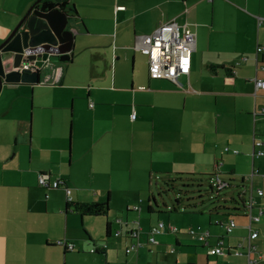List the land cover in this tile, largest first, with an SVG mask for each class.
<instances>
[{
  "label": "crops",
  "instance_id": "obj_1",
  "mask_svg": "<svg viewBox=\"0 0 264 264\" xmlns=\"http://www.w3.org/2000/svg\"><path fill=\"white\" fill-rule=\"evenodd\" d=\"M36 1L0 0V45ZM71 4L75 3L68 6ZM107 5V13L94 15L98 21L94 25L96 31L91 30L93 22L87 24L81 18L80 11L66 8L74 15L72 24L80 28L71 58L59 60L67 66L57 64L53 79L44 80L42 74L39 84L5 83L2 91H13L16 96L11 98H4L0 92V264H156L155 259L158 264H172L171 260L164 261L166 255L161 251L166 248L148 244H170L173 240L177 245L197 243L196 236L198 243L207 246L206 258L195 250V257L187 259L183 252L172 249L176 264H248L250 243L257 248L252 253L256 254L254 264H264V155H258L259 149L264 152V88H258L255 82L264 80V0H111ZM172 18L196 34L190 74L180 75L177 81L154 78L147 61L146 67L137 71L130 89L122 85L125 79L118 74V60L126 61L131 55L135 62L142 59L144 53L135 47L136 37L152 33ZM91 32L98 34L100 40H89L77 52L78 42L88 39ZM77 59L76 75L72 66ZM28 87L32 95L36 87L54 90L48 94L41 90L34 105L32 97L28 113L24 98ZM64 89L69 91L65 92L63 102L58 93ZM80 89L87 95L78 103ZM68 100H73L70 110ZM153 107L159 109L158 114L145 112ZM133 112L135 119L131 117ZM206 135L225 138L220 158H215L222 179L221 160L231 153L241 159L230 167L231 180L243 175L242 179L249 181L251 169H256L254 191L250 190L254 200L251 212L260 220L252 227L250 218L241 223L237 220L244 217L236 218L223 210L224 219L218 222L223 231L217 235L199 225L197 229L188 228L187 233L196 231L190 233L195 239L189 240L185 233L176 237L167 234L180 231L165 225L162 232L154 235L155 242H150V230L157 224L136 222V226L117 219L120 230H116L118 227L110 219L111 195L103 202L85 190L84 181L95 183L92 179L104 174V167H109L113 160L128 162L132 170L140 168L144 174L147 167L137 165L140 158L150 173H183V166L189 164L194 168L199 162L198 145L203 138L204 147L208 145ZM258 141H262L261 147L255 145ZM24 143L31 146L27 165L22 164ZM247 159L253 162L249 170L243 164ZM46 173L50 182L60 180L61 186H42L39 180ZM66 188L71 190L70 200ZM242 188L246 193L248 189ZM257 189L263 190L261 196L255 192ZM72 201L108 202V211L82 215ZM247 203L245 210L250 213ZM150 208L152 213L154 209ZM127 210L137 212L139 218L143 215L142 205L128 204ZM87 217H99V231L95 232V223L88 225ZM102 217H106L105 232L101 228ZM230 218L235 220L236 228L227 235L226 223ZM209 220H213L212 215ZM80 221L82 226L84 221L85 235ZM135 229L138 237L132 234ZM252 230L259 234L250 240ZM212 236L216 239L214 245L210 241ZM220 240L224 254H211L210 249ZM138 243V248L127 251ZM68 244H73L72 250Z\"/></svg>",
  "mask_w": 264,
  "mask_h": 264
},
{
  "label": "rangeland",
  "instance_id": "obj_2",
  "mask_svg": "<svg viewBox=\"0 0 264 264\" xmlns=\"http://www.w3.org/2000/svg\"><path fill=\"white\" fill-rule=\"evenodd\" d=\"M111 0H70L71 3H75L78 11H80L81 18L84 19L85 23H91L93 22V28L92 31H96V22H98L94 15L98 14L99 12L107 13L108 8V2ZM82 13V14H81ZM74 20V19H73ZM72 20V22H74ZM81 20V19H80ZM81 24V21H79ZM90 37L88 39H83L81 42H78L79 45L75 48L76 51L82 50L84 47H86L87 42L89 40H100V36L98 34H93L92 32L89 35ZM261 45H264L262 43ZM251 43H248V50L251 52ZM263 47V46H262ZM132 48V46H131ZM130 52V51H129ZM256 53V51H255ZM138 55H142L140 52L137 53ZM51 62L49 64H46L43 68V79H53V71L56 70L57 64L58 66H61L60 64L65 63L59 62V57L52 56ZM147 58L144 54V57L142 59H137V61H134L133 56L131 55L128 60L120 59L118 60V74L125 79L124 82H121L122 85L127 86L129 89L131 85L134 83V77L139 70L141 66L146 67L147 64ZM79 59L75 61V64L72 66L73 72L77 75L79 73ZM71 71V70H70ZM77 83V82H76ZM135 86L137 87L138 84L136 83ZM30 90V94H27L26 98L28 102V113H30V106H31V98L33 99V105L36 102L38 98H40L41 90H44L45 93L48 94V92L53 91L54 89H48L49 87L42 89V87H36L35 91H33V95L31 94L32 89L28 87ZM87 90V86H86ZM69 89H64L62 93H58L59 101H65V92H68ZM1 92H3L1 90ZM76 93V91H74ZM2 94V93H1ZM0 94V95H1ZM4 98H11L13 96H16L13 94V91H10V93H7L6 91L3 92ZM77 94L79 95V101H82L83 95L86 97V93L84 90L80 89L77 91ZM75 94V95H77ZM23 96L21 97V99ZM122 100L123 97H120ZM73 100H68V110H70V106ZM32 105V106H33ZM145 112H153L154 114H158L159 109L156 107H153L152 109H145ZM120 116V114H119ZM29 117V116H28ZM139 116V120H141ZM129 127V124H128ZM263 127V126H262ZM147 128V127H146ZM207 141L209 142L206 147H204V141H206L203 138V141H200L198 147L199 151L197 154V157L199 159V162H196V165L194 168H192L189 164H186L183 166V173L179 172H171V173H163V172H156V170H153L152 173H150V170L147 166V164H142L144 160L140 158L141 163L137 165H144L146 166V173L141 171L140 168H134L131 169V166L128 162H124L123 160H113L110 161L109 167H104V174H98L96 178L92 179L95 183L89 182V180L84 181L85 190L88 192H91L92 196L97 199H102L103 202L107 201L109 198L108 196L111 195V202H110V210L111 221H114L115 224L114 227H118L116 230H120L119 224L116 223L117 219H123L124 222H131L132 225H139L136 222H141L140 225H146L149 221L153 223V225L158 224L160 221L165 223V227L168 226H175L179 229V234L169 233L172 234V236L176 237L178 235H183V233L187 234L188 239L193 240V236L190 233H187L188 228H194L197 229L198 226H202L204 230L211 229L212 233L214 235L217 233L219 234V231H223L222 226L219 225V221H223L224 217L222 216V212L224 210V207H222L226 202L225 199H228L230 197H235L237 200L236 205H239L240 207H243L245 203L254 201L253 197H250L251 191H254L252 188L253 185V178L256 174V169L253 167L250 171V177L249 181H244L242 179L243 175L236 176L234 180L233 177L229 174H232L230 171L231 165L238 163L241 161L239 158V155L231 153V156H226L221 161L223 162V166L221 168V173L224 176L225 181L230 185L225 189H222V191H212L210 189V180L208 179L209 176H207L209 173H212L213 169L215 168V158L219 156L220 158V152L223 149V147L226 145H223L225 138H213L209 136H205ZM264 136H262L263 138ZM212 139V141L210 140ZM28 141V139H27ZM22 164L27 165L30 162L31 159V151L30 148L27 145V143H24V147H22ZM204 148L206 149V153L204 151ZM236 153L239 151L234 150ZM14 153V152H12ZM33 154V153H32ZM116 156V155H115ZM114 156V157H115ZM229 158V159H228ZM35 164V163H34ZM244 165H246V168L248 170L251 168V165H253V162L251 163V159H247L245 162H243ZM211 165V166H210ZM243 165V166H244ZM136 166V165H135ZM210 166V167H209ZM1 169V164H0ZM193 169V170H192ZM203 169V170H202ZM205 169V170H204ZM192 170L193 172H189ZM203 171V172H200ZM179 173V175H178ZM109 175H112L111 177ZM233 175V174H232ZM247 175V174H246ZM181 176V177H180ZM173 177H176L175 181L172 182V186H170L169 180ZM196 178V179H202L201 186L196 185H186L185 183L193 182V180H188L187 178ZM238 177V178H237ZM259 179V178H258ZM243 180V181H242ZM256 181V180H255ZM239 185H243V187H246L248 190L245 192H242L243 188L239 187ZM258 190V189H257ZM87 192V193H88ZM98 192V193H97ZM240 192L242 194V201L240 198ZM256 193L259 192L255 191ZM261 196V195H259ZM177 198H181L180 204H177ZM243 199L245 203H243ZM130 205V207H133L135 205H142L143 207V215L141 218H139V214L132 210H127V205ZM229 204L230 203H226ZM175 205H178V209L175 211L174 207ZM149 206L153 208L154 210L149 211ZM236 216V218H243L239 219L237 221H240L241 223H244L245 221H249V212H247L245 209H241L240 212H233ZM238 214V215H236ZM212 215L213 220H209V216ZM233 217V216H232ZM102 224L101 228L102 231L105 232L106 227V217H102ZM99 217H87V222L89 225V222L95 223V232L99 231V223L98 220ZM140 219V221H139ZM134 221L135 223H133ZM83 234H87V230L84 225L81 224V221L79 223ZM127 227V226H125ZM124 227V229H125ZM243 230V228L241 229ZM248 232V230H247ZM216 234V235H217ZM213 235V234H212ZM213 235V236H214ZM211 237L210 241L211 244L214 245L216 242L215 237ZM105 237V233H104ZM182 238V237H181ZM107 239H110V237ZM195 239V238H194ZM197 241L198 236H196ZM195 243L190 242L189 244H182L177 245L176 241L173 240L170 244H148L151 246H162L166 248L165 250H162L161 252L166 255V258L164 261L171 260L172 264L175 263L176 259V253L183 252L184 256L188 258H192L194 255V251H198L199 253H202V257L205 259L207 255V246H203V243ZM150 247V246H149ZM148 248V247H147ZM175 249L177 252L172 253L171 250ZM149 253V252H148ZM256 254L254 253L253 256ZM156 264L160 263L156 259ZM171 264V263H170Z\"/></svg>",
  "mask_w": 264,
  "mask_h": 264
},
{
  "label": "water",
  "instance_id": "obj_3",
  "mask_svg": "<svg viewBox=\"0 0 264 264\" xmlns=\"http://www.w3.org/2000/svg\"><path fill=\"white\" fill-rule=\"evenodd\" d=\"M37 0L28 9L9 37L0 45V92L5 83L39 84L43 68L52 56L69 60L74 38L80 28L72 24L74 15L59 6L37 8ZM24 64L34 67L21 69Z\"/></svg>",
  "mask_w": 264,
  "mask_h": 264
},
{
  "label": "built area",
  "instance_id": "obj_4",
  "mask_svg": "<svg viewBox=\"0 0 264 264\" xmlns=\"http://www.w3.org/2000/svg\"><path fill=\"white\" fill-rule=\"evenodd\" d=\"M120 9H123L124 6H120ZM264 20V19H263ZM135 47L140 52L144 53L147 56L149 63L150 75L154 78H165L173 81H177L180 75L182 74H190L192 69V54L196 49V34L194 31L190 30L188 26L180 25L175 19L165 22L161 24L158 28H156L150 34H142L136 37ZM259 51L262 50L261 47L258 48ZM34 67L31 64H24L21 69H29ZM256 85L258 88H264V80L256 79ZM195 91V90H194ZM131 117L133 119L136 118V113L133 112ZM257 147H261L262 141H258L255 143ZM255 153H253V156ZM258 155H264L262 149H259ZM221 164V163H220ZM49 174H43L39 180L40 184L45 187H53L59 188L62 183L60 180H55L54 182H50ZM229 184L222 179L220 174H217L215 177V181L213 186L218 190L226 188ZM67 195L70 197L71 190L66 188ZM259 195L263 194L262 189H258ZM252 197V196H251ZM248 208L250 209V227H252V223L259 221L260 216H254L251 212L253 207V202L250 201L247 203ZM119 223L121 222L118 221ZM165 226L164 222H159L156 226H153L150 230L151 238L150 242H155L154 235L162 232ZM236 227L235 220H231L227 225L226 230L227 233H232V229ZM173 231L174 228H169ZM195 230H190L191 234H195ZM120 232L117 231L116 235ZM132 234L135 237H138V231L135 229ZM258 232L252 230L250 234V240L255 239L258 236ZM60 243H65L61 241ZM140 246V243L135 244L132 248H128V252L132 249H136ZM73 244H68L69 249H73ZM249 255L248 264H254L257 260L253 258L252 253L257 251L256 245L249 244L248 245ZM210 253L214 255H222L224 254L223 249V240H220L218 244L210 249ZM236 254H240L239 250L235 251ZM251 253V255H250Z\"/></svg>",
  "mask_w": 264,
  "mask_h": 264
},
{
  "label": "trees",
  "instance_id": "obj_5",
  "mask_svg": "<svg viewBox=\"0 0 264 264\" xmlns=\"http://www.w3.org/2000/svg\"><path fill=\"white\" fill-rule=\"evenodd\" d=\"M69 3H70V0H42L40 4H42L44 7L46 8H54V7H57V6H60L62 8H68L69 6ZM69 10L70 11H74L75 13L79 12L75 6V4H71V6L69 7ZM212 68H215V66H212ZM182 173V172H180ZM219 174L218 173V168L215 167L214 171L212 173H209L207 176H209V180H210V189L212 191H222L221 190H218L217 188H215L213 186L214 184V181H215V177L216 175ZM179 175V173H178ZM181 177V176H180ZM176 177H173L169 180V185L172 186V182L175 181ZM188 180H193V182H189V183H185L186 185L190 186V185H198V186H201V181L202 179H196V178H187ZM230 186V185H228ZM226 186V188L228 187ZM243 185H240V187H242ZM225 189V188H224ZM242 192H245V190L243 189ZM240 198H241V201H242V194L240 192ZM182 199L181 198H177V204H180V201ZM225 202L226 203H230L229 204H224L222 207H224V210L227 211L228 214H234L232 212H240L241 209H245V205L243 207H240L239 205H236L235 202L237 203V200L235 197H230L228 199H225ZM243 203H245L244 199H243ZM72 206H74L76 208L77 211H79L82 215H85V214H91V215H101V214H107V211H108V202L106 203H95V204H84V203H78V202H71ZM68 205H70V203H68ZM178 205H175L174 207V210L176 211L178 209ZM151 209V208H150ZM232 211V212H231ZM227 215V214H226ZM232 219L230 218L228 220V222L226 223V227L227 225L230 223ZM236 228V227H235ZM234 228V229H235ZM110 223H108V226H107V231L108 233H110ZM233 230V229H232ZM226 233H227V230H226ZM230 233V232H229ZM227 233V235L229 234ZM254 258V256H253Z\"/></svg>",
  "mask_w": 264,
  "mask_h": 264
},
{
  "label": "flooded vegetation",
  "instance_id": "obj_6",
  "mask_svg": "<svg viewBox=\"0 0 264 264\" xmlns=\"http://www.w3.org/2000/svg\"><path fill=\"white\" fill-rule=\"evenodd\" d=\"M59 7H60V6H59ZM37 8H42V9L44 8V9H45L46 7H44V6L41 4V5H39V7H37ZM60 8H61V9H64V8H62V7H60ZM64 10H67V9L65 8ZM67 12H68V11H67Z\"/></svg>",
  "mask_w": 264,
  "mask_h": 264
}]
</instances>
